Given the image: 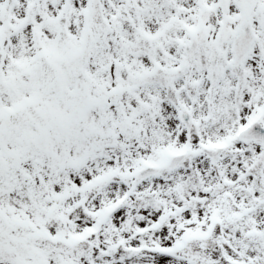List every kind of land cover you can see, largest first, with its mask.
Masks as SVG:
<instances>
[{
    "label": "snow or ice",
    "instance_id": "obj_1",
    "mask_svg": "<svg viewBox=\"0 0 264 264\" xmlns=\"http://www.w3.org/2000/svg\"><path fill=\"white\" fill-rule=\"evenodd\" d=\"M0 264H264V0H0Z\"/></svg>",
    "mask_w": 264,
    "mask_h": 264
}]
</instances>
